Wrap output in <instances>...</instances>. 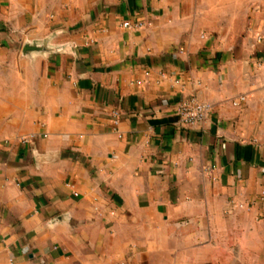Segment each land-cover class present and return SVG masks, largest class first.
<instances>
[{"label":"crops","instance_id":"1","mask_svg":"<svg viewBox=\"0 0 264 264\" xmlns=\"http://www.w3.org/2000/svg\"><path fill=\"white\" fill-rule=\"evenodd\" d=\"M0 264H264V0H0Z\"/></svg>","mask_w":264,"mask_h":264},{"label":"built area","instance_id":"2","mask_svg":"<svg viewBox=\"0 0 264 264\" xmlns=\"http://www.w3.org/2000/svg\"><path fill=\"white\" fill-rule=\"evenodd\" d=\"M125 27H131L129 23ZM213 111L212 106L208 103L191 100L179 104L177 116L179 125L183 127H195L205 122Z\"/></svg>","mask_w":264,"mask_h":264},{"label":"water","instance_id":"3","mask_svg":"<svg viewBox=\"0 0 264 264\" xmlns=\"http://www.w3.org/2000/svg\"><path fill=\"white\" fill-rule=\"evenodd\" d=\"M28 49H30V50H34L32 47H29Z\"/></svg>","mask_w":264,"mask_h":264}]
</instances>
